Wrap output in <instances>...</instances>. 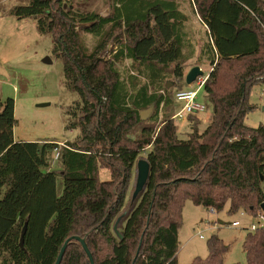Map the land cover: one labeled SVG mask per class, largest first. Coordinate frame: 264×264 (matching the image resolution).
Instances as JSON below:
<instances>
[{
    "label": "trees",
    "instance_id": "obj_1",
    "mask_svg": "<svg viewBox=\"0 0 264 264\" xmlns=\"http://www.w3.org/2000/svg\"><path fill=\"white\" fill-rule=\"evenodd\" d=\"M108 1L107 15L68 0L5 12L51 35L64 86L89 103L86 112L74 103L66 129L80 135L55 161L58 142L15 140V101L0 93V264H55L74 237L86 238L95 264H133L139 249L134 264H179L186 200L215 212H261L264 127L244 119L252 87L264 83V0ZM186 5L203 26L199 52ZM193 59L211 68L203 89L212 115L202 133L189 115L182 140L169 110ZM169 79L180 89L166 88ZM143 153L150 176L130 207ZM126 211L120 239L114 224ZM244 250L247 264H264V228L248 233ZM228 251L213 236L208 257L191 264H224ZM61 264H90L79 241L71 239Z\"/></svg>",
    "mask_w": 264,
    "mask_h": 264
},
{
    "label": "rangeland",
    "instance_id": "obj_2",
    "mask_svg": "<svg viewBox=\"0 0 264 264\" xmlns=\"http://www.w3.org/2000/svg\"><path fill=\"white\" fill-rule=\"evenodd\" d=\"M29 1L0 0V93L2 98H12L15 101L17 124L14 128V138L16 141H54L63 145L67 141H74L80 135L79 128L66 129L71 115L70 110L73 111L74 103H78L82 106L83 112H86L89 98L79 97L77 93L71 92L64 86L62 59L53 53V39L50 34L40 35L36 30L35 20L32 18L18 21L14 17L5 15L8 9L27 5ZM68 4L72 8L82 4L85 8L96 10L101 15L109 13L108 0H68ZM185 9L190 14L191 24L196 30L194 37L199 52L202 45L203 26L200 20L191 14L188 5ZM45 58H50L52 64H45L43 62ZM195 66L201 67L204 77L211 70L209 64L199 65L193 59L186 65V70H188L186 74ZM168 82H170L169 89L174 88L173 93L178 88L180 89L176 87L172 79ZM184 89L197 90L198 84L195 82L189 86L185 83ZM197 102L207 107L205 112L193 115L201 122L199 130L202 133L206 130L212 115L203 87L198 90ZM248 103L254 108L245 117L244 124L254 129L264 127V83L252 87ZM40 104L47 105L40 107ZM180 108L178 103L174 102L169 111L176 115ZM152 114L153 112L148 119ZM188 117L185 115L183 119L173 118L178 129V137L182 140L188 139L191 132ZM144 158H146V153L141 155V159ZM54 168L59 170L60 163H55ZM136 176L137 169L132 189L135 187ZM102 177L105 178V175ZM174 203L175 199L171 207ZM233 222H240L241 226L233 227ZM257 222L258 215L257 217L251 216L243 209L230 213L227 206L223 211L215 212L186 200L178 232V263L191 264L196 258L206 259L208 241L216 236L229 246L224 264H247L244 242L251 225Z\"/></svg>",
    "mask_w": 264,
    "mask_h": 264
},
{
    "label": "water",
    "instance_id": "obj_3",
    "mask_svg": "<svg viewBox=\"0 0 264 264\" xmlns=\"http://www.w3.org/2000/svg\"><path fill=\"white\" fill-rule=\"evenodd\" d=\"M43 62L45 64H52V60L50 58H45L43 60ZM204 76V71L201 69L200 66H195V67H192L189 72L186 74L185 76V82L187 85H192L193 83H195L199 78L203 77ZM166 88H170V82H167L166 84ZM47 104H40L39 106L40 107H44L46 106ZM153 107H151L150 109L148 110H145V111H142L140 113V116H141V120L145 121L148 119V117L150 116V114L153 112ZM136 169H137V176H136V182H135V188H134V191H133V194H132V198H131V202H130V207L135 203V201L137 200V198L139 197V195L142 193V191L144 190L147 182H148V179H149V176H150V164L147 160L145 159H141L137 162V165H136ZM260 208H261V211L264 213V202L260 205ZM127 215V211L124 212L115 222L114 224V232L116 233V235L122 239V235L120 234L119 230H118V226L120 224V222L122 221V219ZM71 239H75L77 241H79L83 247V250L85 252V254L87 255L88 259H89V262L90 264H95V261H94V257L92 255V253L90 252V249L88 247V244L86 242V238H80V237H74V238H71ZM71 239L67 240L64 244V246L62 247L61 251H60V254L57 258V261L55 264H61L62 262V259L64 257V254L66 252V249L69 245V242L71 241ZM140 250V249H139ZM139 250L136 254V257L133 261V264L135 263L136 261V258H137V255L139 253Z\"/></svg>",
    "mask_w": 264,
    "mask_h": 264
},
{
    "label": "built area",
    "instance_id": "obj_4",
    "mask_svg": "<svg viewBox=\"0 0 264 264\" xmlns=\"http://www.w3.org/2000/svg\"><path fill=\"white\" fill-rule=\"evenodd\" d=\"M207 76L206 77L203 76L198 81H196L198 84L197 90L187 89V90L177 91L175 93V100L177 103L181 104L182 107L180 108V110L176 113V115L173 118L183 119L185 115L189 116V115L199 114V113H203L207 110V107L205 105L197 102L198 90L200 87H203V85L207 79ZM61 145L62 144H60L59 147H56L54 149L55 161H57L59 159ZM232 226L233 227H240L241 224H240V222H233ZM260 228H264V213L262 211L258 214L257 224H252L249 230L251 232H254ZM200 238H203V237L200 236Z\"/></svg>",
    "mask_w": 264,
    "mask_h": 264
},
{
    "label": "crops",
    "instance_id": "obj_5",
    "mask_svg": "<svg viewBox=\"0 0 264 264\" xmlns=\"http://www.w3.org/2000/svg\"><path fill=\"white\" fill-rule=\"evenodd\" d=\"M186 71H188V70H186ZM59 144H60V143H59ZM167 213H168V218H169L170 216H172V215L174 214V206L170 207V209L168 210ZM166 216H167V214H166ZM167 221H168V220H166V221L163 222V223L166 224Z\"/></svg>",
    "mask_w": 264,
    "mask_h": 264
}]
</instances>
